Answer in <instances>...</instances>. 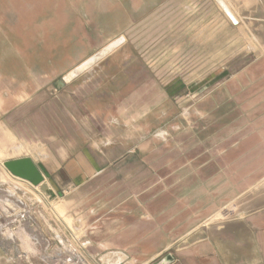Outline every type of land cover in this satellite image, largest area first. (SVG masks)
<instances>
[{
    "label": "rangeland",
    "instance_id": "1",
    "mask_svg": "<svg viewBox=\"0 0 264 264\" xmlns=\"http://www.w3.org/2000/svg\"><path fill=\"white\" fill-rule=\"evenodd\" d=\"M262 212L264 0H0V264H156Z\"/></svg>",
    "mask_w": 264,
    "mask_h": 264
},
{
    "label": "crops",
    "instance_id": "2",
    "mask_svg": "<svg viewBox=\"0 0 264 264\" xmlns=\"http://www.w3.org/2000/svg\"><path fill=\"white\" fill-rule=\"evenodd\" d=\"M28 158H31L35 162L47 181L46 174L35 159L32 156ZM28 187L33 189L31 186ZM17 190L21 191L19 188ZM12 191H7L8 198L16 200L20 206H16L13 201L6 199L12 203L11 205L7 204V206L4 204L7 208L5 207L2 213L6 216L10 215V211L21 214L22 212H26L27 208L30 207V204L26 200L27 192H23L25 197L23 196L21 198L20 196H16V191L15 195L11 194L10 192ZM30 191L31 190H29V192ZM35 199L41 200L40 197L38 198L35 195L32 201L33 203L36 201ZM28 201L31 202L29 198ZM33 217H35L37 221H39L40 218L45 219V215L40 211L34 212ZM47 225L49 229L55 232L50 222H48ZM198 230L193 232V240L185 242V247L181 248L178 254L173 255L175 258L173 264H264V212L236 222H229L221 229L210 228L209 231ZM22 231L24 232L25 230L23 229ZM25 236H28V240L30 242L32 241L31 244L36 248L38 244L36 243V239H34L36 242L33 243V239L29 235L24 233V237ZM190 236L191 235L188 237ZM90 245L91 243L87 241L80 246L87 258L91 255L89 252ZM121 254L124 257L119 264H132V261L136 264V260L130 259L123 253ZM102 264L105 263L102 262Z\"/></svg>",
    "mask_w": 264,
    "mask_h": 264
},
{
    "label": "water",
    "instance_id": "3",
    "mask_svg": "<svg viewBox=\"0 0 264 264\" xmlns=\"http://www.w3.org/2000/svg\"><path fill=\"white\" fill-rule=\"evenodd\" d=\"M224 12L226 16L229 18V20L235 26L239 25V21L235 18V16L231 13V11L224 8ZM71 73L72 72H70L64 78L63 81L59 82L60 86H63L65 81H69L75 78L74 77L72 79H69ZM4 167L12 177L23 180L29 183L34 188L36 187L41 188V190H39L40 191L39 193L45 196L48 200H51L53 193L51 194L49 192V188L46 184V178L31 158L26 157V158L10 160L4 163ZM174 262H175V258L173 254H168L165 257H163L160 261H158L156 264H173Z\"/></svg>",
    "mask_w": 264,
    "mask_h": 264
},
{
    "label": "bare ground",
    "instance_id": "4",
    "mask_svg": "<svg viewBox=\"0 0 264 264\" xmlns=\"http://www.w3.org/2000/svg\"><path fill=\"white\" fill-rule=\"evenodd\" d=\"M119 43H120V40L114 41L111 45L108 46V48L105 51H108L109 49H113L114 46L118 45ZM105 51H103L102 53L97 54L96 56H94L91 59L87 60L85 63L81 64V66H79L77 69L74 70V72H72L70 74L69 79H72L74 77V75L77 74L78 72H80L82 70H86L90 66L98 63L100 61V59L102 58L103 54L106 53ZM46 184H47V186L49 188V192L52 194L53 193V189L51 188L50 184H48L47 182H46ZM36 188L38 190H41V188H39V187H36ZM123 257L124 256L121 253H111V254L107 255L105 259L110 264H112V263L113 264H119V262L123 260Z\"/></svg>",
    "mask_w": 264,
    "mask_h": 264
},
{
    "label": "built area",
    "instance_id": "5",
    "mask_svg": "<svg viewBox=\"0 0 264 264\" xmlns=\"http://www.w3.org/2000/svg\"><path fill=\"white\" fill-rule=\"evenodd\" d=\"M26 216H27V213L25 212V214H23V215L21 216V218H22L23 220H25ZM2 227L4 228L5 226H1V228H2ZM85 261L88 262L87 259H85ZM68 262H69V263H72L73 261H72V259H69ZM83 262H84V261H82V264H84Z\"/></svg>",
    "mask_w": 264,
    "mask_h": 264
}]
</instances>
